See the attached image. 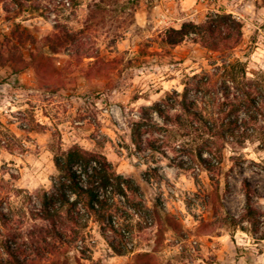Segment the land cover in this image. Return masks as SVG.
Returning a JSON list of instances; mask_svg holds the SVG:
<instances>
[{"label":"rangeland","instance_id":"1","mask_svg":"<svg viewBox=\"0 0 264 264\" xmlns=\"http://www.w3.org/2000/svg\"><path fill=\"white\" fill-rule=\"evenodd\" d=\"M36 2L48 11H26L11 20L0 3V42L24 60L0 65V193H8L2 206L14 212V228L24 237L18 242L28 240L35 223L31 214L40 206L37 196L50 190L57 176L54 154L78 145L104 155L116 173L130 180L131 190L122 197L108 188L104 218L89 220L82 240L68 248L67 264H134L143 253L151 264H264V145L259 141L264 95L257 98L261 109L248 129L251 139L242 146L226 145L213 181L182 153L147 149V140L160 145L156 114L158 126L142 127L140 148L132 138L142 108L181 92L187 76L210 70L220 56L190 40L165 44L167 28L231 15L241 23L242 35L225 54L255 72L238 73L237 80L264 86V0ZM56 26L77 40L51 54L44 38ZM40 63L45 67L38 70ZM23 64L26 68L15 73ZM247 117L239 113L240 119ZM180 160L188 161L190 169L179 168ZM249 204L255 214L248 217ZM162 211L175 217L179 232L161 224ZM109 220L125 230L124 239L111 230Z\"/></svg>","mask_w":264,"mask_h":264},{"label":"trees","instance_id":"2","mask_svg":"<svg viewBox=\"0 0 264 264\" xmlns=\"http://www.w3.org/2000/svg\"><path fill=\"white\" fill-rule=\"evenodd\" d=\"M0 3L6 20L26 11H48L36 0H0ZM241 28V23L231 15L221 14L203 23L187 21L179 28L164 31L163 41L169 46L175 47L190 40L201 43L204 48L220 56L211 64L210 70L187 76L181 92H169L160 103L141 109V121L132 129L133 142L138 148L145 131L142 127L148 123L158 126L153 121V114H156L161 121L158 126L160 145L147 140V149L162 155L166 154V148L182 153L188 156L190 163H196L208 172L213 181L224 161L226 145L242 146L251 139L252 134H248V129L258 122L257 114L261 108L257 98L264 95V86L256 81L248 85L238 82V73L246 77L248 73L253 75L255 72L248 70L242 60H231L225 54L239 43ZM76 38L64 26H56V32L46 36L44 44L49 53L56 54L60 49L74 45ZM21 42L22 36L17 43ZM76 55L94 58L87 52H76ZM29 57L33 61L32 52ZM11 60L24 63L20 54L18 57L12 56L8 44L0 42V65ZM25 64L15 73L24 70ZM43 67L44 64L40 63L36 68L40 70ZM240 112L248 117L240 119ZM185 137L191 139L186 143L182 140ZM259 141L264 145V137ZM53 163L57 176L51 178L50 190L37 196L40 206L31 214L30 219L35 223L26 234L27 241L18 242L24 237L18 228H14V212L2 206L7 201L8 193H0V264H67L68 248L82 240L89 220L104 218L109 200L106 196L108 188H113L122 197H126L131 190L130 180L116 173L104 155L78 145L64 151L58 150L53 156ZM176 165L181 169H190L186 160H180ZM162 212L163 218L158 216L161 224L179 232L180 225L175 217ZM254 214L255 210L249 204L245 215L249 217ZM109 221L111 230L124 239V235ZM231 221L237 222L233 218ZM110 247L116 254L122 255L118 247L113 244ZM150 258L147 253L137 254L134 264H151Z\"/></svg>","mask_w":264,"mask_h":264},{"label":"built area","instance_id":"3","mask_svg":"<svg viewBox=\"0 0 264 264\" xmlns=\"http://www.w3.org/2000/svg\"><path fill=\"white\" fill-rule=\"evenodd\" d=\"M171 191L173 192V190H171ZM132 214L135 215L136 217L139 216V214H138L137 212H135L134 210H132ZM113 225H114V227H115L117 230L121 231V233H122L123 235L126 234L125 230H124L123 228H121V226H120V224H119L118 222L113 221ZM194 243H196V242H194Z\"/></svg>","mask_w":264,"mask_h":264}]
</instances>
